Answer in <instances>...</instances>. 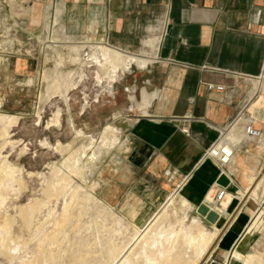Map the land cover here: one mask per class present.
<instances>
[{
	"label": "crops",
	"instance_id": "0c3cea01",
	"mask_svg": "<svg viewBox=\"0 0 264 264\" xmlns=\"http://www.w3.org/2000/svg\"><path fill=\"white\" fill-rule=\"evenodd\" d=\"M62 7L54 17L69 23V32L101 43L82 40L87 55L104 46L150 60L140 68L148 73L140 100L128 95L134 102L128 109L138 111L118 114L127 120L116 160L118 205L124 211L157 209L175 191L198 204L221 170L234 181L228 190L244 172L245 180L264 173V0H60L54 5L57 12ZM43 20L48 30L50 19L44 14ZM143 97L150 99L145 114L138 107ZM239 115L238 123L250 118L261 133L235 151L234 172L204 152ZM229 132L232 140L241 136L235 126ZM131 199L140 205L129 207Z\"/></svg>",
	"mask_w": 264,
	"mask_h": 264
},
{
	"label": "rangeland",
	"instance_id": "374dc122",
	"mask_svg": "<svg viewBox=\"0 0 264 264\" xmlns=\"http://www.w3.org/2000/svg\"><path fill=\"white\" fill-rule=\"evenodd\" d=\"M59 2L60 0H0V115L5 119L11 115L18 117L17 122L9 126L8 135L0 136V153L7 163L19 169V176L23 181L21 186L12 182H7L5 185L7 194L6 201L0 208V229L5 226L7 218L13 219L10 222L11 231L15 237L12 245L20 258L23 257L25 248L34 249L31 239L38 221L35 220V224L30 228L26 227L22 224L19 209L33 203L36 199H45L43 190L54 180L53 167L61 165L67 158V154L56 149L55 146L58 143L72 142L77 130L83 131L88 138L93 140L107 125L117 126L115 117H120L118 114L137 112V108L128 109L130 104L134 103L129 100L128 95L132 93L130 95L132 100H134L133 94L137 100H140L145 85L144 80L148 76L145 69L137 68L134 65L127 72L118 70L121 76L124 75L119 82L113 83L111 90L108 91L105 79L98 84L96 67L91 65L84 70L87 79L77 85L75 89L70 90L66 100L60 99L57 94H51L47 99L41 98L47 93L43 74L45 71L56 69L59 55H62L64 59L62 68L65 71H73L76 77L79 64L68 61L70 58L67 54L69 47L82 43V40L86 45L101 44L87 42L84 38L76 37V35H81L69 32V23L61 22L60 17L55 19L54 16L60 15L63 10L62 7L60 11H55L54 5ZM44 14L50 19L48 30H46V23L43 20ZM68 36H72L74 39L70 40L67 38ZM92 76L98 86L94 83ZM31 79L33 81L29 83ZM84 94L87 95L88 105L82 110V106L86 104ZM57 105L62 108V113L58 121L59 124H53L51 119ZM39 110L40 116L37 114ZM80 111L84 112L81 114ZM110 114H114L113 118H108ZM4 126L5 121L0 119V130H3ZM116 151L117 149H108L102 157V161L97 162L98 167L92 177L96 185L94 192L99 198L105 200L104 202L111 206L115 212L125 216L143 230L145 228L144 220L149 215L160 214L164 203L154 210L143 211L138 208L131 209L129 212L124 211L121 205H118L120 188L117 178ZM86 152L84 159L91 153L90 146L87 147ZM245 173L248 172H244L240 179H235L237 187L232 186L229 190L232 194L231 197L238 199L232 210L234 216L232 214V217L223 219V205L230 203V197L215 203L214 191L210 190L201 201L209 209L218 213L219 218L216 223L219 224L217 233L220 237L226 235L230 229L236 233V228L233 226L238 211L247 200L254 201L257 208L250 218L249 225L240 233H236V241L233 245V248L237 247L246 255H254L256 248L264 252V229L251 227L257 219L258 224L260 221H264V173L257 174L260 185L256 187L257 198L255 199L246 192L249 182L244 179ZM249 174L256 173L249 172ZM230 179L231 185L234 181L232 178ZM1 191L4 192L3 189ZM174 195L173 192L170 196L174 197ZM187 200L186 216L180 219V223L188 221L191 217L199 216L204 219L206 228L212 230L211 223L196 211L197 204H192L188 198ZM209 200H213L212 206H209ZM130 202L129 207L140 205V201L136 203L135 199H131ZM143 216L144 220L141 219ZM38 218L44 220L47 218L46 209L41 210ZM178 225L179 222L171 221L167 233H170L173 227L177 228ZM247 234V239L242 243L243 237ZM158 237L162 238V236ZM219 249L222 247L211 250L212 253L210 252L209 255L211 254L215 260L224 259L226 263L229 250L219 251ZM207 258L199 264H208L209 259ZM229 263L242 264L234 258H230ZM0 264L18 263H10L4 255H0Z\"/></svg>",
	"mask_w": 264,
	"mask_h": 264
},
{
	"label": "bare ground",
	"instance_id": "6f19581e",
	"mask_svg": "<svg viewBox=\"0 0 264 264\" xmlns=\"http://www.w3.org/2000/svg\"><path fill=\"white\" fill-rule=\"evenodd\" d=\"M67 54L70 57L69 62L79 64L76 77L73 71H65L62 68L64 59L59 55L56 69L45 71L43 74L47 93L41 98L47 99L51 94H57L60 99L66 100L70 90L87 79L84 70L91 65L96 67L98 84L105 79L110 91L112 84L121 78L120 71L130 70L131 65L145 68L150 62L144 57L124 56L119 51L104 46H94L87 55L84 44L71 45ZM45 59L47 60L46 56ZM32 81L33 79L29 83ZM84 99L86 104L82 106V110L88 105L86 94ZM149 103L148 97H143V101L138 103L144 114ZM61 113L62 108L57 105L51 119L53 124H59ZM37 114L40 116V110ZM0 119L5 121L4 129L0 130V136L4 137L8 135L9 126L17 122L18 117L11 115L5 119L0 115ZM115 122L117 126L107 125L93 140L83 131L77 130L72 142L58 143L55 146L67 154V158L61 165L53 167L54 180L43 190L45 199H36L19 209L22 224L26 227L30 228L35 224V220L38 221L31 239L34 249L25 248L23 257L18 256L12 245L15 237L10 222L13 219L7 218L5 226L0 229V255H4L10 263L18 264H199L207 256L209 264L214 260L209 253L226 246L229 250L228 262L230 258H234L242 264H264V252L259 248V250L256 248L254 255H246L237 247L233 248L236 233H240L249 225L250 218L257 208L253 200L252 202L247 200L238 211L233 226L236 233L230 229L226 235L220 237L217 233L219 224L211 223L212 230H209L204 219L199 216L180 223V219L186 216L188 200L178 191L174 192V197L168 196L160 214L149 215L145 220L144 216L141 218L145 224L143 230L99 198L94 192L96 185L94 179L92 180L98 167L96 164L102 161L108 149L121 147L120 132L127 125L126 119L121 116H116ZM238 139L240 137H237L236 141ZM88 146L91 147V153L84 159ZM230 166L235 172L233 162ZM221 172L227 174L223 170ZM246 179L249 181L246 192L253 199L257 198L256 187L260 185L259 178L247 175ZM7 182L16 183L18 186L23 183L19 169L7 163L0 153V208L6 201ZM210 190L215 191V185H212L205 194ZM231 196V192L227 190L224 198L230 197V203L223 205V219L234 216L232 210L238 199ZM214 202L209 200V206ZM42 209H46L45 220L38 218ZM173 220L179 222V225L167 233ZM257 220L251 227L264 229V221L258 224ZM247 237L248 234L241 242H245Z\"/></svg>",
	"mask_w": 264,
	"mask_h": 264
},
{
	"label": "built area",
	"instance_id": "2783aa9c",
	"mask_svg": "<svg viewBox=\"0 0 264 264\" xmlns=\"http://www.w3.org/2000/svg\"><path fill=\"white\" fill-rule=\"evenodd\" d=\"M207 87L212 88V85L208 84ZM215 88L217 90H223V86L221 85H217ZM240 118V115L237 116V118L229 124L227 129L222 131L219 137L209 145V147L204 152L205 158L214 160L221 166H228L233 162L235 151L240 148L241 144L260 136V130L253 126L250 118L246 117L244 119L245 121L241 124L238 123ZM234 126L237 127L241 132V136L238 141L232 140L227 136L229 130ZM182 132L187 136L189 135V130L187 128H182ZM227 190L228 187L215 184V191L213 194L215 202H220L224 198Z\"/></svg>",
	"mask_w": 264,
	"mask_h": 264
},
{
	"label": "water",
	"instance_id": "95a60500",
	"mask_svg": "<svg viewBox=\"0 0 264 264\" xmlns=\"http://www.w3.org/2000/svg\"><path fill=\"white\" fill-rule=\"evenodd\" d=\"M216 183L221 185V186L229 187L230 186V179L224 172H220L219 176L216 179ZM196 211L200 215L204 216L205 220L207 222H210V223L216 222L219 218L218 213L212 209H209V207L203 201H200L197 204ZM209 264H221V263L217 262L216 260H211V262Z\"/></svg>",
	"mask_w": 264,
	"mask_h": 264
}]
</instances>
